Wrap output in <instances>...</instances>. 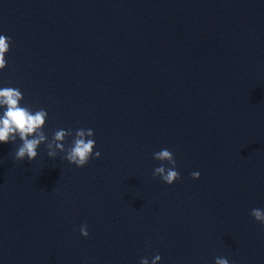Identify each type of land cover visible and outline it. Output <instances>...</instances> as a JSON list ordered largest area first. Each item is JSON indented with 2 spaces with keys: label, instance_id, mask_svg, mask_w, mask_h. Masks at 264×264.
<instances>
[{
  "label": "water",
  "instance_id": "water-1",
  "mask_svg": "<svg viewBox=\"0 0 264 264\" xmlns=\"http://www.w3.org/2000/svg\"><path fill=\"white\" fill-rule=\"evenodd\" d=\"M0 35V88L101 153L0 143V264H264V0H0Z\"/></svg>",
  "mask_w": 264,
  "mask_h": 264
},
{
  "label": "clouds",
  "instance_id": "clouds-1",
  "mask_svg": "<svg viewBox=\"0 0 264 264\" xmlns=\"http://www.w3.org/2000/svg\"><path fill=\"white\" fill-rule=\"evenodd\" d=\"M12 38L7 35H0V71L7 67L6 55L10 52ZM24 95L19 88H0V143L16 142L19 138L22 143L16 148L14 157L16 161H34L38 157V149L41 145H46L47 155L56 158L60 152L65 153L64 159L77 167H85L90 160L100 158L101 153L95 151L97 145L92 129H78L75 132L71 146L65 147L66 138L73 136L71 129H60L55 131L49 141L44 132L48 120V112L45 109L33 111L30 107L22 106ZM156 160L167 162L172 167L164 164L154 169L153 175L162 179L168 185L174 184L181 179V174L177 170V162L174 153L169 149H162L153 153ZM193 179H200L201 173L194 171L191 173ZM251 215L257 222L264 224V210L254 208ZM80 232L84 237H89L87 224L81 226ZM162 257L156 254L151 264H160ZM140 264H149L147 258H143ZM215 264H230L226 257H216Z\"/></svg>",
  "mask_w": 264,
  "mask_h": 264
}]
</instances>
